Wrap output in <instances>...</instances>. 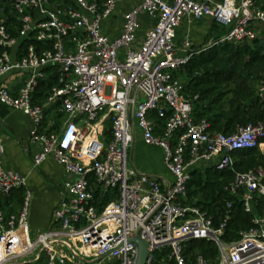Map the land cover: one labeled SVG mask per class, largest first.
Wrapping results in <instances>:
<instances>
[{
    "label": "built area",
    "instance_id": "2783aa9c",
    "mask_svg": "<svg viewBox=\"0 0 264 264\" xmlns=\"http://www.w3.org/2000/svg\"><path fill=\"white\" fill-rule=\"evenodd\" d=\"M120 1L10 0L18 25L0 19V103L29 118L30 141L40 148L32 165L51 157L66 175L48 227L34 232L26 175L4 166L0 134V197L22 190L16 212L0 208V264H135L136 236L146 247L144 264H264L263 167L236 171L224 186L250 215L236 239H224L231 201L217 222L186 201L191 170L232 169V151L264 147V122L212 131L205 118L195 120L175 76L200 51L189 38L177 41L184 19H210L226 28L215 43H240L256 38L264 7L257 0H139L111 37L104 24ZM143 14L155 22L138 38ZM17 76L24 78L12 90ZM41 81L50 83L43 100ZM255 88L264 100V78ZM51 106L59 120L45 125ZM136 133L161 148L165 175L130 165ZM194 239L216 244L214 261L185 260L183 244ZM157 251H167L165 258Z\"/></svg>",
    "mask_w": 264,
    "mask_h": 264
},
{
    "label": "trees",
    "instance_id": "16d2710c",
    "mask_svg": "<svg viewBox=\"0 0 264 264\" xmlns=\"http://www.w3.org/2000/svg\"><path fill=\"white\" fill-rule=\"evenodd\" d=\"M1 8L0 19L4 18L10 27L17 26V20L9 12L8 6ZM197 50L200 51L193 54L200 55L205 62L214 63V68L203 74L189 72L188 81L183 85V92L193 102L195 120L205 118L212 131L223 133H231L238 126L249 123L264 122V100L258 96L255 88L256 82L264 78V31L259 32L251 41L219 42L205 50ZM188 62L183 66L187 67ZM49 85L41 81L37 94L45 95ZM227 96L229 99L225 100ZM231 156L234 159L232 169L220 171L211 167L206 168L205 172L191 171L187 185L186 201L203 206L214 215L216 222L225 213L226 202H232L231 218L224 232L225 240L238 238L239 231L250 225V215L244 212L237 197L224 190V186L236 171H245L263 164L259 147L238 149L232 151ZM198 254L214 261L217 246L213 241L205 239L185 243L183 256L186 261L193 260Z\"/></svg>",
    "mask_w": 264,
    "mask_h": 264
},
{
    "label": "crops",
    "instance_id": "0c3cea01",
    "mask_svg": "<svg viewBox=\"0 0 264 264\" xmlns=\"http://www.w3.org/2000/svg\"><path fill=\"white\" fill-rule=\"evenodd\" d=\"M138 2L139 0L120 1L113 15L104 24V28L111 37L119 34L123 13L131 9ZM257 2L259 6L264 7V0H257ZM154 22L155 20L147 14L141 15L137 37L142 38L145 32L153 26ZM225 29V27L207 18L199 20L187 18L177 28L176 38L178 42H182L186 38H192V42H190L193 45L196 35L200 33L221 35L225 32ZM258 32L261 31L258 30ZM23 78V76L14 77L10 82V88L15 90L21 84ZM43 96L37 94L38 99L43 100ZM53 116L59 117L55 106H51L46 110L43 124L46 125L59 120V118L58 120H51ZM29 131L30 121L26 115L0 103V134L4 141L2 161L6 168L26 175L27 189L31 194L29 223L31 229L35 232L45 230L48 227L52 210L61 196V186L66 179V175L63 167L51 157H47L37 167L32 165V158L40 148L38 143L30 141ZM135 151L136 155H138L136 160L133 159ZM129 163L141 172L155 175L166 174L162 163L161 148L146 145L137 133L131 147ZM211 167L209 164H206L191 171L199 170L205 172L206 168ZM21 194L22 190H16L11 194L10 198L0 197V208L6 214L16 212L20 204Z\"/></svg>",
    "mask_w": 264,
    "mask_h": 264
},
{
    "label": "rangeland",
    "instance_id": "374dc122",
    "mask_svg": "<svg viewBox=\"0 0 264 264\" xmlns=\"http://www.w3.org/2000/svg\"><path fill=\"white\" fill-rule=\"evenodd\" d=\"M5 6H8L9 11H12V6H11L10 2L5 3L4 0H0V9H2L1 7H5ZM259 27H260L259 31H264L263 25H260ZM225 31H226V29H225ZM224 33L225 32H223L221 35H219V34L215 35L214 33H211L210 35H206V34L200 33L194 37V44L192 45V49H202V50L204 49L205 50V49H207L208 46L214 44L215 42H218V40L220 39V37ZM191 39H190V41H191ZM203 60H204V58L201 57L200 55L193 54L190 58V61L188 62L189 65L187 67L182 66L179 69V72L176 73L177 74L176 77H177L178 81L181 82L182 84H184V82L186 83L188 81V78H189L188 74L191 71H193L195 74H203V73H206L208 71H212L214 68V63L205 62ZM186 69H188V71H186ZM228 99H229V96H227L225 100H228ZM58 118H59L58 116H53L51 118V120H58ZM259 150H260V154L263 156L262 162L264 164V147L261 145L259 147ZM130 156H131V148L129 149V158H130ZM137 157H138V155H136V151H135V154H133V159L136 160ZM263 164H261V167L264 168ZM184 245L185 244H183V249H184ZM166 254H167V251H157L155 255L158 259H160V258H165Z\"/></svg>",
    "mask_w": 264,
    "mask_h": 264
},
{
    "label": "water",
    "instance_id": "95a60500",
    "mask_svg": "<svg viewBox=\"0 0 264 264\" xmlns=\"http://www.w3.org/2000/svg\"><path fill=\"white\" fill-rule=\"evenodd\" d=\"M137 245V258L135 264H144L147 256L145 244L138 236L132 239Z\"/></svg>",
    "mask_w": 264,
    "mask_h": 264
}]
</instances>
